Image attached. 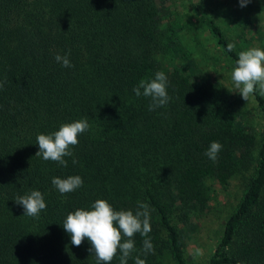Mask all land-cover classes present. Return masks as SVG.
<instances>
[{
	"label": "trees",
	"instance_id": "obj_1",
	"mask_svg": "<svg viewBox=\"0 0 264 264\" xmlns=\"http://www.w3.org/2000/svg\"><path fill=\"white\" fill-rule=\"evenodd\" d=\"M218 2L0 0V264H98L90 242L73 246L62 227L96 199L149 205L154 253L143 254L137 233L127 264H193L187 235L211 210V186L236 177L241 194L200 264H264V95L257 86L245 101L228 79L240 51L262 47L264 0L232 16ZM158 71L171 99L149 111L133 88ZM80 119L89 129L66 167L35 155L38 134ZM212 141L223 146L215 162L205 155ZM70 175L83 185L62 195L51 180ZM33 190L46 203L35 218L14 201Z\"/></svg>",
	"mask_w": 264,
	"mask_h": 264
},
{
	"label": "clouds",
	"instance_id": "obj_2",
	"mask_svg": "<svg viewBox=\"0 0 264 264\" xmlns=\"http://www.w3.org/2000/svg\"><path fill=\"white\" fill-rule=\"evenodd\" d=\"M248 2L249 0H239L241 7L246 6ZM234 47L229 44L228 50L232 51ZM54 59L62 67H73L68 54H57ZM231 80L245 101L257 90V86L260 94L264 95V50L250 48L240 51L236 66L231 72ZM167 84L165 73L158 71L153 79L141 80L139 85L133 88V92L137 97L143 95L150 98L149 111H154L158 107L166 106L171 99ZM2 88L3 82H0V89ZM88 129L87 120L80 119L61 124L59 129L51 134H38L36 143L39 148L35 155L66 167L67 161L64 157L73 155L72 147L79 143V135ZM222 147L218 141H212L205 155L215 162ZM72 162L77 163L75 159ZM51 183L63 195L81 187L83 180L79 175H70L63 179L53 177ZM14 201L23 207L24 215L28 217H38L41 211L46 209L42 193L38 190H33L26 196H18ZM62 227L70 235L73 246L79 247L85 239L90 242L89 251L95 254L98 264H110L118 251L121 253L120 264H127L130 254L135 251L133 238L137 233L144 237L143 254L154 253V246L148 237L151 225L147 203L138 202V207L133 212L115 210L107 200L96 199L88 210L76 209L69 212ZM135 264H146V261L137 256Z\"/></svg>",
	"mask_w": 264,
	"mask_h": 264
},
{
	"label": "rangeland",
	"instance_id": "obj_3",
	"mask_svg": "<svg viewBox=\"0 0 264 264\" xmlns=\"http://www.w3.org/2000/svg\"><path fill=\"white\" fill-rule=\"evenodd\" d=\"M211 3V1H209ZM224 2V0H222ZM218 2V3H222ZM229 3V15L232 16V11H236L237 14L244 10L241 7L239 1L228 0ZM259 24L263 25L264 20H261ZM237 28L226 30L227 35L236 36ZM258 45H261V50H264V37L260 39ZM257 43L253 42V47L256 48ZM231 78V71L229 72L228 79ZM233 83L232 81L230 84ZM248 120L255 123L258 120L248 115ZM258 126V124L256 123ZM211 186V184L208 183ZM211 210L200 215L196 220V226L187 235L186 245V257L193 264L202 263L212 252L218 242L219 232L222 227V223L228 216L231 210L236 205L238 198L241 194L242 186L240 178H232L227 186H219L212 184L211 186ZM186 230L189 225H185ZM187 231H185L186 233Z\"/></svg>",
	"mask_w": 264,
	"mask_h": 264
}]
</instances>
